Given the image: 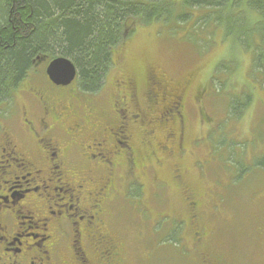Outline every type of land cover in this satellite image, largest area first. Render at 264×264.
<instances>
[{
    "label": "flooded vegetation",
    "instance_id": "obj_1",
    "mask_svg": "<svg viewBox=\"0 0 264 264\" xmlns=\"http://www.w3.org/2000/svg\"><path fill=\"white\" fill-rule=\"evenodd\" d=\"M48 62L35 59L0 107V264H112L118 173L134 176L138 131L158 147L173 143L172 128L156 116L151 76L141 100L121 76L84 95L52 83Z\"/></svg>",
    "mask_w": 264,
    "mask_h": 264
},
{
    "label": "trees",
    "instance_id": "obj_2",
    "mask_svg": "<svg viewBox=\"0 0 264 264\" xmlns=\"http://www.w3.org/2000/svg\"><path fill=\"white\" fill-rule=\"evenodd\" d=\"M155 22L161 23L163 27L172 26L186 32L189 29L188 25L191 24L192 30L189 35L193 41L205 47L213 37L206 39L202 34H195L196 29L207 31L208 35L219 31L221 41L230 38L233 42L231 44H236L237 48L248 53L250 62L246 77L264 80V0H0V107L17 92L34 66L35 59L49 61L59 56L69 59L76 69V78L71 83L73 91L84 95L99 92L109 69L115 64L113 53L116 54L118 49H121V45L133 32L136 24ZM185 24L186 27L182 28L181 25ZM234 64L236 65V61ZM229 67L225 60H220L211 71L207 80L208 85H200L202 87L196 94L201 98L203 92L207 93L209 86L218 93L223 92L224 83L217 80L216 76L223 74ZM150 76L156 84L154 87L156 97L151 98L159 108L158 113L156 110V116L158 114L159 118H164L171 126L170 139L173 143L168 146L161 143L156 147L152 138L148 139L144 132L138 131L133 146L132 163L136 174L127 178L130 175L127 167L118 173L116 189L121 182L120 179L124 181L116 197L122 198L123 195L126 197L130 192L138 196L144 185L138 181L140 173L143 170L148 171L154 163L164 167L167 162L168 179H161L153 173L149 181L158 185L155 190L157 200L163 196L160 190L165 189V182L170 186V196L174 195L176 199L172 198L170 205L166 203L163 210L147 208L150 213L154 211L151 217L159 218L161 222H164L166 217L174 218L173 225L169 226L170 232H165L167 223L158 225L161 230L159 234H163L160 239L165 242L163 246L182 253L184 257L187 255L188 258L190 248L184 242L186 238L182 234L187 230L192 239L191 244L201 245L196 252L197 258L199 260L202 258V264H234V261L223 253H218L217 256L205 254L204 249L211 244L209 233L212 232L211 228L207 231L206 217L215 218V215L219 214L220 204L209 203L206 199L211 196L210 193H215L212 186L208 185L206 188L203 186L205 188L203 192L201 186L195 187L194 183L197 184L201 180L200 176L197 180L192 179L190 183L188 182L187 170L179 161L181 153L186 152L181 139L182 135L188 132L183 110L186 85L189 83L170 82L160 73H151ZM149 77L145 81L144 94L151 83ZM237 93L230 95L227 108L228 114L240 118L251 105L252 97L251 90L247 88ZM178 99L180 102L176 104ZM173 106L178 108L176 112H170ZM148 110L147 115L150 114ZM3 113L0 110V116ZM199 113L203 119H209L203 110ZM205 137L206 135L201 138L195 136L191 140L193 144L198 145V141H203ZM226 147L230 149V146ZM216 148L213 147L214 150ZM175 156L179 160L174 159L172 168L169 169L168 162ZM257 158L254 167L264 172V155ZM226 162L230 168L236 165L230 152ZM225 169L228 173L224 171ZM224 170L222 172L226 173L232 182L235 177L238 178L236 173L229 177L231 172L229 168ZM112 220L111 215V222ZM257 232L264 235V229L261 227L257 228ZM213 233L215 230L211 234ZM114 243L116 248L113 251L117 255L113 256L112 264H125L122 242L117 239Z\"/></svg>",
    "mask_w": 264,
    "mask_h": 264
},
{
    "label": "rangeland",
    "instance_id": "obj_3",
    "mask_svg": "<svg viewBox=\"0 0 264 264\" xmlns=\"http://www.w3.org/2000/svg\"><path fill=\"white\" fill-rule=\"evenodd\" d=\"M184 26L186 24L181 25L182 28ZM169 27H163L158 22L137 23L121 49L113 53L115 64L109 69L104 86H110L111 80L116 81L119 76L122 79L128 77L136 83L138 98L142 99L146 78L151 73H160L176 84L185 81L189 83L186 85L183 110L188 132L181 139L186 152L181 153L180 160L177 156L170 160L169 169L172 168L173 160L177 159L186 168L189 183L200 176L201 180L194 183L196 188L201 186V192L208 185L215 189V193H210L211 196L206 199L209 203L220 204V210L215 218L206 217L207 231L211 228L215 233H209L210 253L207 248L204 249L205 254L217 256L223 253L234 264H264V235L257 232L258 227L264 229V172L254 167L257 157L264 155V80L246 77L250 62L248 53L237 48L236 44H231L233 42L230 38L221 41L219 31L208 35L207 31L196 29L195 34H202L206 39L213 37L205 47L193 41L189 35L191 24L187 32ZM220 60H225L230 66L223 74L216 76L217 80L224 83L223 92L218 93L209 86L207 93L203 92L200 98L196 91L202 87L200 85H208L211 71ZM245 88L251 90L252 103L240 118L235 115L233 117L228 114L227 108L230 95ZM200 110L209 119H203ZM156 135L161 138L162 129H157ZM205 135L203 141H198V145L193 144V137L201 138ZM215 146L217 148L214 150ZM229 152L236 163L234 168H230L226 162ZM224 168L231 170L229 177L236 173L238 178L235 177L232 182ZM153 173L161 179H168L167 162L164 167L154 163L148 171L140 173L138 181L144 185L138 196L130 192L126 197H116L109 205L113 216L112 234L123 244L125 264H200L202 258H197L196 251L201 245L191 244L192 239L187 230L182 234L186 238L184 242L189 245V252H186L191 259L163 246L165 242L160 239L163 234H159L161 230L158 225L167 223L165 232H170L169 226L173 225L174 218L166 217L161 222L159 218L153 219L151 216L154 211L150 213L147 208L163 210L166 203L170 205L172 198H176L170 196V186L165 182V189L160 190L163 196L156 199L155 190L158 185L149 181ZM122 181L117 186L118 194Z\"/></svg>",
    "mask_w": 264,
    "mask_h": 264
},
{
    "label": "water",
    "instance_id": "obj_4",
    "mask_svg": "<svg viewBox=\"0 0 264 264\" xmlns=\"http://www.w3.org/2000/svg\"><path fill=\"white\" fill-rule=\"evenodd\" d=\"M46 75L54 84L68 85L75 78L76 69L69 59L59 56L49 61Z\"/></svg>",
    "mask_w": 264,
    "mask_h": 264
},
{
    "label": "bare ground",
    "instance_id": "obj_5",
    "mask_svg": "<svg viewBox=\"0 0 264 264\" xmlns=\"http://www.w3.org/2000/svg\"><path fill=\"white\" fill-rule=\"evenodd\" d=\"M204 4V3H203Z\"/></svg>",
    "mask_w": 264,
    "mask_h": 264
}]
</instances>
